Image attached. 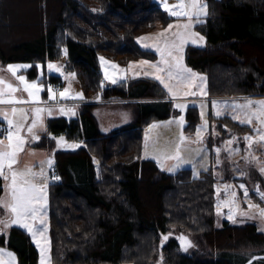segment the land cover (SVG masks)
<instances>
[{"label": "trees", "instance_id": "1", "mask_svg": "<svg viewBox=\"0 0 264 264\" xmlns=\"http://www.w3.org/2000/svg\"><path fill=\"white\" fill-rule=\"evenodd\" d=\"M27 1L34 7L22 17L15 12L16 0H0V69L8 62H31L27 72L34 79L36 62L45 65L65 49L67 67L76 73L87 101L78 116L47 121L46 134L64 133L84 142L77 151L55 153L56 178L49 184L52 262L155 264L162 255L167 264H264V232L255 223L225 220L215 226L212 169L198 175L189 167L169 172L143 157L145 126L181 111L165 88L151 77L107 83L101 71L100 55L122 65L155 58L138 37L174 17L154 0ZM206 2L207 15L195 24L206 45H187L186 64L207 75L210 97L264 95V0ZM8 21L21 29L6 27ZM9 34L11 40L4 42ZM40 81L62 83V77L45 72ZM116 100L130 101L135 118L102 132L94 108ZM185 108L184 128L193 131L199 122L198 107ZM210 118L219 122L226 137L231 135L228 129L232 134L252 129L230 115ZM46 134L39 146L53 144ZM3 196L0 178V200ZM182 232L198 241L191 253L177 242ZM0 245L16 252L18 264H41L37 247L17 226L0 233Z\"/></svg>", "mask_w": 264, "mask_h": 264}, {"label": "rangeland", "instance_id": "2", "mask_svg": "<svg viewBox=\"0 0 264 264\" xmlns=\"http://www.w3.org/2000/svg\"><path fill=\"white\" fill-rule=\"evenodd\" d=\"M155 1L158 2L164 9L165 3H167L169 7L178 3V0ZM200 3L207 5L206 1L203 2L202 0H200ZM33 7L34 6L32 3H30V1L16 0L15 12L22 17H27V14L32 10ZM169 15H171L170 12ZM203 17L204 15L201 14L198 18L194 16L192 19L197 18L195 20L196 22L197 20L199 22L203 20ZM5 25L6 27H12L14 31L21 29V27H19L18 25L12 26L11 22L9 21L6 22ZM191 30H193V28ZM192 32L199 33L201 36H203L197 30H193ZM11 36L12 34H9L8 39H5L4 42L10 41ZM0 37L2 38V36ZM158 37L159 36L157 35L152 37L151 44L155 42V45L157 46L159 43H161L162 40L159 41ZM1 40L3 41V39ZM187 43L199 47H204L206 44V40L204 39L203 41H200L197 39V42L193 43L192 39H189ZM62 52L63 53L61 57L53 60H47L45 65L42 62H36L37 78L34 79L30 78L27 72L28 69L32 67L31 62H8L4 65L3 68L0 69V79L4 81V84H0V99L24 101L23 103H18V107L16 108L19 110H23V119H21L22 114L19 111L14 115L13 119L14 125L19 123L22 126L21 135L25 136V140L27 141L26 146L23 145V150L20 153L22 155L23 153L26 154L27 162L32 161L33 163L35 160H37L38 163L32 165V167H36L38 170L43 169V172L46 174L47 178L50 177V170H52L54 167L55 153L57 151H77L84 145V142L82 140L68 138L64 133L53 135L51 133L46 134L45 130H43L47 129V121L49 118H73L78 116L81 111V103H83L86 99V94L76 73L74 72V70L67 67L68 65L66 61V50L63 49ZM101 57L104 58V61H101ZM153 59L154 58H151V60ZM158 60L160 61V59ZM49 64H52L55 67L49 68ZM99 64L104 75V79L107 83H113V80H115L116 83L120 80L132 78L133 76L130 73L132 69L131 67L127 68L125 65L120 64L117 60L108 58L104 55L99 56ZM156 64L158 63L156 62ZM8 65H27L28 67H21L17 69L16 74L13 75V73L8 70ZM112 65H117L118 67L114 69ZM57 67L59 68V71L56 70ZM65 67L67 69H65ZM45 72L61 76L63 81L61 84L63 85V87L61 89H56L52 86V84L47 85L45 82L40 81V79L45 75ZM154 72L156 75H161L156 71ZM21 75L26 78V81L28 83L35 82L40 88V91L38 93V102L33 101L32 97H30L28 93L24 91V85L16 78L17 76ZM171 83L175 84L176 82L171 81ZM8 84H11L13 87H15L17 91L10 92L7 87ZM49 88L52 90V97L50 98L49 96L48 100H45L46 97L43 95V92L46 89L48 90ZM65 89L68 90L67 96L61 97L57 95V93H61ZM195 92H197V94L199 93V91ZM78 93L82 94V98L77 96ZM57 99H61V101L56 102ZM248 100H264V95L239 97L235 99L216 100L207 98L193 100L194 104L198 107L199 112V122L196 129L193 131H188L184 128L188 121L186 118V108L181 110L179 114L171 116L169 118L161 120H151L144 128L143 156H151L155 158L158 166L164 170H167L169 167L175 164L176 161L166 159L165 157L167 155L175 154L176 146L179 145L181 156L186 162L181 164L173 172H177L182 168L189 167L194 175H198L200 171L205 169H212L214 173V176L216 178V181L214 183L215 226H221L223 224V221L225 220L233 224L252 222L257 225L259 231L264 232V215H261V210L264 209V199H262L260 195L261 193H264V172L260 171V167L264 166V142L259 141L258 133L254 131V129L259 128L262 132H264V127H262L255 119H253L251 125L244 123L252 128L249 132L244 134H232L231 130L228 129L226 132H228L229 134L231 133V135L226 137L223 136V130L218 126L219 122H212L210 118V114H212L213 116H217L216 113L217 111H219L221 114L217 117L230 115L231 117H238V119L235 120L239 122L241 120H245V110L240 109L239 107H237V105H243ZM45 101H48L49 103H43ZM27 102H29L30 104L25 105L24 103ZM37 107L52 110L51 115H49L47 111L41 113L42 126L40 123H38L36 129H34L35 133L39 136V139H37L38 142L44 134L52 138L53 144L50 147H35L38 148V150L41 152H36V149L34 150V147H32L31 145V149L30 147H28V144L30 142L29 136H32V134L27 131V127L35 118L36 114L34 112V109ZM61 108H63L65 112L62 113L60 111ZM69 109H71L70 112L68 111ZM106 110V108L96 106L93 112L95 114L97 113L105 115ZM7 114L9 113L7 112ZM179 116L184 117L183 125H180L176 122L178 121ZM0 119L5 120L4 116L1 114ZM205 122L207 123L205 124ZM198 128L201 129L199 137L197 136ZM14 129L15 128H13V130ZM181 135L186 138L183 142L180 141ZM61 136L64 137V142H61L58 145L57 140ZM245 136H250L253 138V143L250 147L248 142L244 140ZM234 137L235 140H233ZM229 140H233V143L228 144L227 141ZM68 145L79 146L68 147ZM217 148L221 150L219 154H217L216 152ZM197 149H201V151L197 152ZM229 149H238L239 151L230 153ZM253 157L255 159H253ZM48 160L52 161L51 166H49V164L47 163ZM242 184L245 186L244 188L240 187V185ZM245 189L247 190V196H245ZM257 189L259 191H257ZM234 193L235 195H233ZM179 234L181 233H178L177 235ZM188 237L191 240V244L183 251L191 253L194 249L198 248V241L190 234H188ZM48 256L49 255L43 253L41 260L49 262L50 264H56L53 263L52 260H49ZM10 261L11 264H15L12 259H10ZM0 262H2V264H8L9 261H4L3 263L2 259H0ZM97 264L112 263L104 262ZM155 264L167 263L162 258V255H159Z\"/></svg>", "mask_w": 264, "mask_h": 264}, {"label": "snow or ice", "instance_id": "3", "mask_svg": "<svg viewBox=\"0 0 264 264\" xmlns=\"http://www.w3.org/2000/svg\"><path fill=\"white\" fill-rule=\"evenodd\" d=\"M164 7L167 11L170 12L172 16L175 17H185L187 18L186 23L172 25L169 24L167 29L164 32L159 33V36H165V33L168 30L173 29L174 27L177 29L175 32H172L173 39L168 40L165 38L163 47H158L157 51L160 53L161 60L158 64H152V67L155 68L157 73H161V75H156L155 78L164 86L165 89L170 93V95L175 99L180 95H195L194 91H190L193 86V81L196 77V73L192 72L190 68H187L183 64V47L184 44L192 39L193 43L197 42V39L203 41L205 38L201 36L199 33L192 32L191 29L193 27L192 18L199 17L201 14L207 15V5L201 4L200 0H178L176 5L169 7L167 3L164 4ZM143 39V38H138ZM147 47V45H145ZM101 61H104V58H100ZM140 64H149V61H140ZM27 68V65H8V70L16 74V70L19 68ZM55 67L52 64H49V68ZM115 69L118 66L112 65ZM131 67V65L129 66ZM59 71V68L56 69ZM123 71V70H121ZM147 74V73H145ZM74 75V74H73ZM23 85L24 91L28 93L32 100L35 102L39 101L38 93L40 88L37 86L35 82L28 83L24 76L16 77ZM171 81H175L173 84ZM115 83V80H113ZM0 84H4V81L0 79ZM10 92H15L17 89L13 87L11 84L7 85ZM49 96L52 97V90L49 88ZM68 94V90L65 89L60 93L61 97H65ZM78 97L82 98V94L78 93ZM24 101L19 100H3L0 99V103H23ZM174 107L183 110L186 106L184 104H175ZM242 110H245V120H241V123H247L249 125L252 124L253 119H255L262 127H264V100L260 101H252L248 100L243 105H237ZM21 112V119H23L24 113L23 110H19L16 108L12 109L13 115L17 112ZM47 111L49 115H51V109L44 108H35L34 112L36 114L35 118L32 120V123L27 127V131L32 134L34 139H39V136L35 133L34 129H36L37 124L40 123L42 126L41 113ZM63 113L65 110L63 108L60 109ZM69 112L71 109L68 110ZM221 113L217 111L216 115L219 116ZM4 119L8 122V129L6 140L7 143L3 139H0V178H3L5 181L10 180V184L6 185L9 189V200H0V204L10 210L12 214V219L8 222L0 221V223H4V227H11L12 225H19L26 229L32 236L35 238L36 232L33 231V224L31 221H35L38 218V213L41 211V202H46V193L44 189L46 188V184L38 185L33 181L36 178H44L45 174L43 169L39 173L32 172L31 169L25 168L24 170H16L13 166L18 163V153L23 150V145L26 143L25 138L21 135L22 126L17 123L13 124V120L8 118L7 113L4 114ZM233 119H238V117L234 116ZM178 124H184V117L180 116ZM207 122H205L206 124ZM203 127V126H201ZM15 128V131H13ZM46 131V129H43ZM200 128L197 129V136H200ZM258 133L259 141L264 142V132H262L259 128L254 129ZM55 139V137H54ZM186 138L181 135L180 141L183 142ZM235 140V137L233 138ZM233 140L227 141L228 144H232ZM244 140L248 142L249 147L253 143V138L250 136H245ZM64 142V137L61 136L57 140L58 145ZM79 145H68V147H78ZM147 147V145H146ZM201 151V149H197V152ZM221 150L219 148L216 149L217 154H219ZM238 149H229V152H236ZM166 159L175 160L176 163L167 169L169 172H173L176 168H178L181 164L186 161L181 156L180 146H176L175 154L167 155ZM253 159H255L253 157ZM47 163L51 166L52 161L48 160ZM7 168L9 175L5 174V169ZM207 170V169H205ZM260 171L264 172V166L260 167ZM28 177H31L29 179ZM58 179V177H57ZM241 188L245 186L240 185ZM257 191H259L257 189ZM235 195V193L233 194ZM261 198L264 199V193H261ZM245 196H247V190L245 189ZM261 215H264V209L261 210ZM41 224H44V220L41 219ZM46 230V229H45ZM168 237L164 236L163 239L166 240ZM179 239L182 243H189L190 241H186V238L180 236ZM7 256L9 258H13V254L11 252H6L4 249H0V258L3 256ZM2 264V262H0ZM11 264V261L8 262ZM251 264V261L249 262Z\"/></svg>", "mask_w": 264, "mask_h": 264}, {"label": "crops", "instance_id": "4", "mask_svg": "<svg viewBox=\"0 0 264 264\" xmlns=\"http://www.w3.org/2000/svg\"><path fill=\"white\" fill-rule=\"evenodd\" d=\"M155 1V0H154ZM203 2L206 0H202ZM158 3V2H157ZM166 10V9H165ZM167 11V10H166ZM169 14V11H167ZM172 16V15H171ZM205 16V15H204ZM172 20H170L166 25L164 26H160L150 32L144 33L142 35H140L138 38H143V39H138L139 44L141 45V47L145 48V49H150L152 51L155 52L156 57L151 60L148 58H138V59H134V60H130L127 62V64H125V66L127 68H129V66L131 65V74L133 75L132 78H141V77H151V78H155L156 74L154 71L155 68L152 67V64H156L159 63L160 61L158 59L161 60V56L160 53L157 51L158 47H163V43L165 38H167L168 40L173 39L172 37V32H175L177 29L174 27L173 29L168 30L167 33H165V36H159L158 34L161 32H164L165 29H167L169 24L172 25H177V24H184L187 21V19L185 17H175ZM197 18L192 19V23H193V30H195V24L198 22H196ZM191 30V31H193ZM155 35L159 36L158 40H162L161 43H159L157 46L155 45L156 43L153 42L151 44V38L154 37ZM148 41V42H147ZM145 45H147V47H145ZM187 45H192L189 43H185L184 47H183V64L187 67L190 68L186 62H185V48ZM206 45V44H205ZM140 61H149V64H140ZM151 68V69H150ZM150 69V70H148ZM192 72L196 73V77L193 81V86L190 89V91H199V93L197 94V92H195V95H180L178 97H176L175 99L168 93L169 95V99H171L175 104H184L185 106L187 105H195L193 100L195 99H235V98H239L236 96H220V97H210L208 94V86H207V75L205 73L202 72H198L194 69H191ZM147 73V74H145ZM161 74V73H160ZM129 79V78H128ZM125 80V79H124ZM157 80V79H156ZM121 81V80H120ZM63 82V81H62ZM119 82V81H118ZM202 89V90H201ZM166 90V89H165ZM60 93H57L58 96ZM46 97L45 100H48L49 97V91L46 89L45 95ZM245 97H251V96H245ZM61 99H57L56 102H60ZM84 102H87L86 99L84 100ZM83 102V103H84ZM43 103H49L48 101H45ZM25 105H29L30 103H24ZM82 104V103H81ZM18 107V103H13V104H9V103H0V114L4 116L5 113H9L8 118L12 120L14 119V115L12 113V109L13 108H17ZM98 107H102V108H106V113L105 115H101V114H95V117L97 118L100 130L102 132H109L111 130L117 129L123 125L129 124L131 123L134 118H135V107L134 105L130 102V101H126V100H116V101H107L101 103L100 105H98ZM181 110V109H179ZM2 117V116H1ZM180 117V116H179ZM3 123H2V127L4 129L5 125H8L7 120H2L0 119ZM2 131V130H1ZM1 131H0V139H2L1 137ZM15 131V129L13 130ZM23 136V135H22ZM25 138V136H23ZM30 137V142L28 144V147L31 146L34 147V150L36 149V152H41L38 150V148H35L36 146L39 147L38 144V140L34 139L33 136H29ZM5 141V144L7 143V140L3 139ZM29 140V139H28ZM26 143L24 144L26 146ZM31 145V146H30ZM144 153V146H143V152ZM144 157V156H143ZM145 158H151L153 160H155V158L151 157V156H146ZM156 161V160H155ZM38 163L37 160H35L33 163L32 161L27 162L26 159V154L23 153V155L19 152L18 153V163L15 164L13 167L16 170H24L25 168L31 169L32 172H36L39 173L41 170H38L36 167H32V165ZM5 174L10 176V173L8 172L7 168L5 169ZM45 174V173H44ZM46 177V174H45ZM29 179H31V177H28ZM56 177L53 174V171L50 170V177L46 179L44 178H36L33 182L38 184V185H43L46 184V188L44 189L45 193H46V202L42 201L41 202V211L40 213H38V218L35 221H31V223L33 224V231L36 232L35 238H33V236L23 227L19 226V225H12V226H17L19 228H21L22 230L26 231L27 234L29 235L30 239L32 240V242L35 244V246L38 249L39 252V263L41 264H50L49 262L43 261L42 259V254H46L49 255L48 259L51 260V256H50V213H49V184L52 180H54ZM4 180V179H3ZM10 184V180L9 181H5L4 180V196L1 200H9V189L6 187V185ZM2 210H3V218L2 221L4 222H8L12 219V214L10 212L9 209L5 208L3 206V204H0ZM41 219L44 220V224H41L40 221ZM11 227H4V223H0V233H8L10 231ZM46 229V230H45ZM0 249H4L6 252H11L13 254V258H9L6 255L3 256L2 261L4 263V261H10V259H12L14 261L15 264H18V257L16 252H14V250H12L11 248H9L8 246H4V245H0Z\"/></svg>", "mask_w": 264, "mask_h": 264}, {"label": "water", "instance_id": "5", "mask_svg": "<svg viewBox=\"0 0 264 264\" xmlns=\"http://www.w3.org/2000/svg\"><path fill=\"white\" fill-rule=\"evenodd\" d=\"M165 236L168 237V235H165ZM180 236L185 237V238H186V241H190V244H191V240H190V238L188 237V235H186V234H184V233H181V234L177 235V242H178L180 248H181L182 250H185L186 248H188V246H190V244L187 243V242L182 243L181 240L179 239Z\"/></svg>", "mask_w": 264, "mask_h": 264}, {"label": "built area", "instance_id": "6", "mask_svg": "<svg viewBox=\"0 0 264 264\" xmlns=\"http://www.w3.org/2000/svg\"><path fill=\"white\" fill-rule=\"evenodd\" d=\"M65 69H67V68L65 67ZM52 86L55 87L56 89H61L63 87L61 83H53ZM8 127H9L8 125L5 126L4 127V130L1 131V137H2V139H5L6 140V136H7V131L6 130L8 129Z\"/></svg>", "mask_w": 264, "mask_h": 264}]
</instances>
